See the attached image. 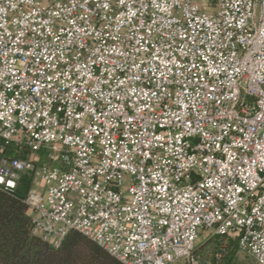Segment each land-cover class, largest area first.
Here are the masks:
<instances>
[{
	"label": "built area",
	"instance_id": "built-area-1",
	"mask_svg": "<svg viewBox=\"0 0 264 264\" xmlns=\"http://www.w3.org/2000/svg\"><path fill=\"white\" fill-rule=\"evenodd\" d=\"M23 174L52 246L199 264L207 230L264 264V0H0V188Z\"/></svg>",
	"mask_w": 264,
	"mask_h": 264
},
{
	"label": "trees",
	"instance_id": "trees-1",
	"mask_svg": "<svg viewBox=\"0 0 264 264\" xmlns=\"http://www.w3.org/2000/svg\"><path fill=\"white\" fill-rule=\"evenodd\" d=\"M29 184V175L23 174L15 189L0 188V264H121L75 229H70L56 247L32 234V221L25 203ZM209 244L211 256L201 257ZM235 247L233 236L212 234L194 247L192 253L199 264H229Z\"/></svg>",
	"mask_w": 264,
	"mask_h": 264
},
{
	"label": "rangeland",
	"instance_id": "rangeland-1",
	"mask_svg": "<svg viewBox=\"0 0 264 264\" xmlns=\"http://www.w3.org/2000/svg\"><path fill=\"white\" fill-rule=\"evenodd\" d=\"M201 5H204L203 2H201ZM212 236V233L210 231L207 230H202L199 235L198 238L195 242V248L200 244L205 242L209 237ZM212 253V248L211 245H206V249L203 251V254L201 255V257L203 258H209L211 256ZM229 264H257L250 256H248L247 254L239 251L237 249V247H235V251L232 254V258L229 262Z\"/></svg>",
	"mask_w": 264,
	"mask_h": 264
}]
</instances>
